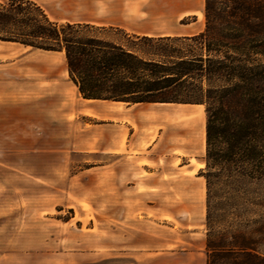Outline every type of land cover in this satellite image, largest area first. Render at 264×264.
Masks as SVG:
<instances>
[{"label": "rangeland", "instance_id": "374dc122", "mask_svg": "<svg viewBox=\"0 0 264 264\" xmlns=\"http://www.w3.org/2000/svg\"><path fill=\"white\" fill-rule=\"evenodd\" d=\"M144 1L145 25L159 34H194L205 27L204 6L183 17L178 0L155 5ZM16 6L31 7L22 1ZM151 15L156 17L152 22ZM94 33L123 41L122 36ZM1 42L0 264H133V244L141 245L150 258L151 252L182 250L206 241L204 106H133L129 113L141 112L143 159L125 161L123 154L99 152L96 143H90L106 141L109 133L118 139L121 130L112 119L123 115L129 104L84 103L96 114L85 110L76 120L70 109L57 106L54 96L43 98L45 91L37 86L38 70L33 68L44 63L58 82L64 77V56ZM64 82L67 85L62 82L50 93L75 89L70 78ZM170 110L178 120L166 118ZM155 144L172 150L168 156L162 150L150 153L148 147ZM213 191L212 233L226 235L227 242L240 233L238 244L248 239L264 254V178L216 186Z\"/></svg>", "mask_w": 264, "mask_h": 264}, {"label": "trees", "instance_id": "16d2710c", "mask_svg": "<svg viewBox=\"0 0 264 264\" xmlns=\"http://www.w3.org/2000/svg\"><path fill=\"white\" fill-rule=\"evenodd\" d=\"M20 1L34 9L16 6ZM0 7V41L63 52L84 99L204 106L208 264H264V254L248 239L236 242L240 233L227 242L226 235L209 229L216 186L264 178V0H205L204 29L186 37L59 23L30 0H8ZM8 25L21 29L7 31ZM184 41L190 44L180 45Z\"/></svg>", "mask_w": 264, "mask_h": 264}, {"label": "crops", "instance_id": "0c3cea01", "mask_svg": "<svg viewBox=\"0 0 264 264\" xmlns=\"http://www.w3.org/2000/svg\"><path fill=\"white\" fill-rule=\"evenodd\" d=\"M8 0H0V3H5ZM31 2L40 5L51 20L59 23H71V24H82V25H92L101 29H113L119 30L123 33L129 35L137 36H149V37H174V36H193L194 34H185V35H171V34H159L153 29L147 27L145 22L148 19L143 16L145 14L144 9L145 1L144 0H30ZM152 5H155L163 0H150ZM199 1V4H198ZM178 3L181 4L179 12L181 15L187 16L196 12L198 5L203 7L205 6V0H178ZM156 19L155 16H150L149 20L152 22ZM200 33V32H199ZM1 42V41H0ZM3 44L11 45H20L25 47L22 44L15 42H1ZM31 48V47H30ZM42 51L44 53H59L62 54L66 61V56L63 52L55 51H45L41 49H35ZM33 68H36L38 76L36 77L37 86L43 89V98L50 100L52 96L53 99H56L58 102L57 106L65 111L71 110L72 113L76 115V120L80 114L86 112L90 113V116L96 114L94 109L84 108V103L93 104L102 103H117V104H128L122 102H111L103 100H87L84 99L77 86L73 83L75 89L71 93H50L51 90H56L58 84L65 83L66 78H70L67 61L64 71V77H59V81L52 80V76L48 71L44 63H38L33 65ZM43 69V70H42ZM41 70V71H39ZM71 80V79H70ZM6 85L11 84L6 82ZM35 84V83H34ZM1 85V82H0ZM59 88V87H58ZM49 91V92H48ZM50 95V96H49ZM160 104V103H157ZM126 108V111L123 115L115 114L113 119L117 128L121 130V133L118 135L116 133H109L107 135L106 141H100L99 139H93L91 147L96 143V147L99 149V152L109 153L112 155L123 154L125 161L130 157L131 161L139 163L143 159L144 148L141 144V112L138 111L134 114L129 113V111L135 105ZM161 105H182V104H161ZM186 106V105H183ZM118 109H120L118 107ZM3 112V106L0 105V119ZM71 113V114H72ZM176 118L179 119V116L172 113V110L166 112V118ZM77 124V123H76ZM112 130V129H111ZM194 146L196 147L195 140H193ZM150 153H159L162 150L164 156H168L171 152V146H163V149H158V144L151 145L148 147ZM185 150L188 148H184ZM87 151V149H82ZM93 150V148L91 149ZM205 186V185H204ZM204 189V187H202ZM206 191V190H205ZM204 191V194H205ZM204 194L202 196L201 202L204 201ZM198 201V200H197ZM137 255L136 261L133 264H208L207 251H206V241L203 240L192 244L191 248H183L182 250H167L157 251L155 253H149L150 258L146 257V253L143 251L144 248L139 244H133L129 247ZM128 250V249H126ZM146 254V255H145ZM145 258V259H144Z\"/></svg>", "mask_w": 264, "mask_h": 264}]
</instances>
